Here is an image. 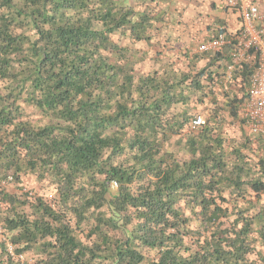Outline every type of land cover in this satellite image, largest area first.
<instances>
[{
    "label": "trees",
    "instance_id": "1",
    "mask_svg": "<svg viewBox=\"0 0 264 264\" xmlns=\"http://www.w3.org/2000/svg\"><path fill=\"white\" fill-rule=\"evenodd\" d=\"M167 8L0 0V264H264V138L238 110L259 53L220 98L227 54L196 66Z\"/></svg>",
    "mask_w": 264,
    "mask_h": 264
},
{
    "label": "built area",
    "instance_id": "2",
    "mask_svg": "<svg viewBox=\"0 0 264 264\" xmlns=\"http://www.w3.org/2000/svg\"><path fill=\"white\" fill-rule=\"evenodd\" d=\"M229 8L239 11L242 27L236 34L226 35L219 33L209 41L201 43L197 52L222 53L224 48L232 46L231 60L227 63L226 78L231 80L236 66L252 63L255 52L259 53V62L252 75L247 89V97L238 103L240 116L245 120L246 130L254 136L264 138V29H258L255 21L261 16L257 5H247L245 0H226ZM206 124L202 115H197L192 121V127H201ZM3 229L0 226V233ZM8 249L13 252L9 244ZM24 260V257L21 256Z\"/></svg>",
    "mask_w": 264,
    "mask_h": 264
},
{
    "label": "crops",
    "instance_id": "3",
    "mask_svg": "<svg viewBox=\"0 0 264 264\" xmlns=\"http://www.w3.org/2000/svg\"><path fill=\"white\" fill-rule=\"evenodd\" d=\"M161 2L165 8L169 5L170 11L167 13L166 20L169 21L170 27L173 26L175 29L173 31V44L179 51L186 52V48L195 50L198 45L210 40L219 33L236 34L242 27L239 11L235 8H229L226 5V0H161ZM245 2L247 5L258 6L261 16L255 21V25L258 29H264V0H245ZM231 50L229 46L223 50L229 60H231ZM212 54L211 52L204 53L202 56L205 57L201 61H197L196 66H205ZM191 62L186 60V65L182 68L188 69ZM196 66H191V68L193 69ZM225 66L226 61L219 71L222 72L227 68ZM237 67L239 66H236L235 70ZM235 70L233 73L234 78H231V80H235L234 83L236 84V82H240L241 75L237 70L235 73ZM231 80L219 78L221 86L217 85L215 90L222 93L221 98L224 93L223 89L228 85L227 81ZM234 83H232L233 86H235Z\"/></svg>",
    "mask_w": 264,
    "mask_h": 264
},
{
    "label": "rangeland",
    "instance_id": "4",
    "mask_svg": "<svg viewBox=\"0 0 264 264\" xmlns=\"http://www.w3.org/2000/svg\"><path fill=\"white\" fill-rule=\"evenodd\" d=\"M146 47V45H145ZM186 50L188 51V53H192V55H197V56H202L204 53H197L194 49H189V48H186ZM177 65L180 66V67H183L184 65H186V60L185 58H181V59H178L177 60ZM198 67L200 68L201 66L198 65ZM218 96H222V93L220 92H217ZM221 98V97H220ZM222 100V99H221ZM212 106L210 104L206 105V106H202V107H198V111L196 112V115H202L206 120L207 118H209L211 112H212ZM231 124V125H230ZM230 124H227L226 128L228 130V133L230 134V136L233 138V137H237V138H240L241 137V133L236 131V125L237 123L231 121ZM244 131L246 134H249L248 131L244 128ZM25 186H26V190L27 191H30L31 190V194H32V191L35 192L36 190L39 189L38 185L35 184V182L31 179V178H27L25 180ZM8 190L10 192H13V193H18L19 191L14 187L13 184H9L7 186ZM44 193V191H42Z\"/></svg>",
    "mask_w": 264,
    "mask_h": 264
},
{
    "label": "clouds",
    "instance_id": "5",
    "mask_svg": "<svg viewBox=\"0 0 264 264\" xmlns=\"http://www.w3.org/2000/svg\"><path fill=\"white\" fill-rule=\"evenodd\" d=\"M217 36V35H216ZM212 39V38H211ZM209 41V40H208ZM199 46V45H198ZM198 46L195 48V51L196 49L198 48ZM197 52V51H196ZM197 53H202V52H197ZM203 53H206V52H203ZM192 55V53H190ZM213 55V54H212Z\"/></svg>",
    "mask_w": 264,
    "mask_h": 264
}]
</instances>
